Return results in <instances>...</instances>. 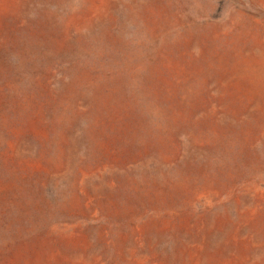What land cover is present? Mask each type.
I'll return each mask as SVG.
<instances>
[{"label":"rangeland","instance_id":"obj_1","mask_svg":"<svg viewBox=\"0 0 264 264\" xmlns=\"http://www.w3.org/2000/svg\"><path fill=\"white\" fill-rule=\"evenodd\" d=\"M0 264H264V0H0Z\"/></svg>","mask_w":264,"mask_h":264}]
</instances>
